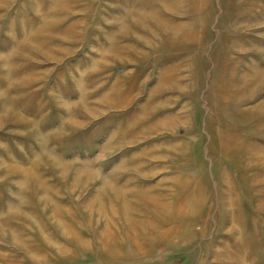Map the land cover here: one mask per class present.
<instances>
[{"label":"rangeland","instance_id":"374dc122","mask_svg":"<svg viewBox=\"0 0 264 264\" xmlns=\"http://www.w3.org/2000/svg\"><path fill=\"white\" fill-rule=\"evenodd\" d=\"M0 264H264V0H0Z\"/></svg>","mask_w":264,"mask_h":264},{"label":"bare ground","instance_id":"6f19581e","mask_svg":"<svg viewBox=\"0 0 264 264\" xmlns=\"http://www.w3.org/2000/svg\"><path fill=\"white\" fill-rule=\"evenodd\" d=\"M162 4H163V3H162ZM165 5H166V4H165ZM156 14H157V13H156ZM172 21H173V20H172ZM172 21H171V22H172ZM164 26H165L164 28H167V29L171 27V29H173L174 31H180L181 29L179 30V28L182 27V25H164ZM254 68H255V67H253V70H254ZM255 69L257 70V68H255ZM147 195H148V194H147ZM147 198H148V197H147ZM144 199H145V198H144ZM119 200H120V199H119ZM121 201H122V200H121ZM230 203H231L230 201L226 200V205H227V206H228V205H231ZM226 205H225V206H226ZM228 207H229V206H228ZM124 209H125V208H124Z\"/></svg>","mask_w":264,"mask_h":264}]
</instances>
